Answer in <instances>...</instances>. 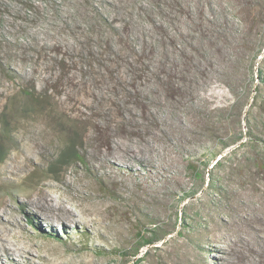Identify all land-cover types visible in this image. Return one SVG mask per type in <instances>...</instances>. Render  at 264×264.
Returning <instances> with one entry per match:
<instances>
[{
    "label": "rangeland",
    "instance_id": "374dc122",
    "mask_svg": "<svg viewBox=\"0 0 264 264\" xmlns=\"http://www.w3.org/2000/svg\"><path fill=\"white\" fill-rule=\"evenodd\" d=\"M73 1L0 0V264H264V0H184L208 57L165 84L80 72ZM85 1L139 45L181 20L173 0ZM72 140L84 161L52 169ZM40 189L82 223H42Z\"/></svg>",
    "mask_w": 264,
    "mask_h": 264
},
{
    "label": "trees",
    "instance_id": "16d2710c",
    "mask_svg": "<svg viewBox=\"0 0 264 264\" xmlns=\"http://www.w3.org/2000/svg\"><path fill=\"white\" fill-rule=\"evenodd\" d=\"M173 2L176 6H170V9L173 10L178 6L177 14L181 20L179 25L173 28L170 36L165 38L159 36L156 48V41L152 35L141 33L143 43L139 45L129 37L130 29L115 24L106 10L95 7V4L85 0H74L73 6L69 8L68 19L75 32L74 50L78 53L76 65H82L79 71L85 75L93 74L115 79L120 69L124 68L133 79L146 81L157 77L159 82L165 84L166 76L172 77L173 68L168 66L171 59L173 63L169 65H176L177 73H182L181 65L195 59L196 55L206 59L208 57L205 45L207 36L201 29L206 6L201 5L199 1L195 2L196 6L184 0H173ZM230 10L231 13L225 15L223 28L227 25L229 16L233 17V8L230 7ZM224 11L226 12V8ZM147 21L153 25L151 20ZM218 34L223 39L229 36L225 31ZM152 56L157 60H154ZM175 90L171 88L173 93H176ZM26 96L31 102L35 100L33 92L26 93ZM77 149L74 140L70 141L59 155L55 166L51 168L54 169L56 165L66 166L76 158L83 162L84 159L79 156ZM7 157L8 154L0 142V165L6 161ZM155 241L158 239L151 238L146 240L145 244L150 245Z\"/></svg>",
    "mask_w": 264,
    "mask_h": 264
},
{
    "label": "bare ground",
    "instance_id": "6f19581e",
    "mask_svg": "<svg viewBox=\"0 0 264 264\" xmlns=\"http://www.w3.org/2000/svg\"><path fill=\"white\" fill-rule=\"evenodd\" d=\"M94 138H96V136H94ZM100 142H101V140H100ZM117 145H119V144H117ZM103 147H104V145H103ZM119 147H121V146H119ZM101 150H102V154L104 155V157H106L108 160H113L114 161V160L117 159L116 158V154H114V152H116L117 149L114 148L113 144H108V146L106 148L101 149ZM22 156L23 157H21L22 158L21 160H19V161L18 160H14L13 161V163L11 165L12 170L10 169L9 173L14 174V172H16V171L17 172L23 171V170L28 169L31 166V164L28 161L29 157L27 155H25V154H23ZM14 176L16 177L17 175H14ZM15 181L16 180H14V182ZM38 192H40V196H41V200H42L41 204L39 203L40 204L39 206L41 207V210L43 211V213H44V211L47 212V213L42 214V223H48L51 226H53V225L55 226V224H58L59 221H60L62 225L66 226V227H69V225L78 224V223L81 222L82 217L79 214H77L75 211H73L71 209H68L67 206L64 204L65 202L64 203H56L54 198L49 194V192L46 189H40V191H38ZM18 193H19L20 196L26 197L24 195L23 191L20 190V191H18ZM28 196H29V194H28ZM27 198H29V197H26V199ZM25 203L29 204L30 200H26ZM2 211H4V210H2ZM11 213H12V211H11ZM8 222L11 223V222H13V220L8 218ZM8 227L7 226L4 227L3 230L11 231ZM0 240H3V239H0ZM0 242H2L4 244L3 241H0ZM6 248H8V247H5V251L7 252V254L10 255V257L8 258V261L9 262H13V259L11 258V255L15 252V250L11 249L10 247H9V249H6ZM31 251H32V249L29 248V250L28 251L27 250L24 251V253L31 252ZM20 256L22 257V255H20ZM14 263L15 264H19V263L15 262V261H14Z\"/></svg>",
    "mask_w": 264,
    "mask_h": 264
}]
</instances>
